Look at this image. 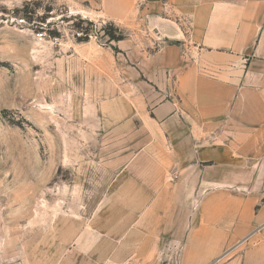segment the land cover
<instances>
[{
  "label": "crops",
  "instance_id": "1",
  "mask_svg": "<svg viewBox=\"0 0 264 264\" xmlns=\"http://www.w3.org/2000/svg\"><path fill=\"white\" fill-rule=\"evenodd\" d=\"M138 1L154 49L132 93L99 108L146 136L111 192L136 216L135 257L264 264V0Z\"/></svg>",
  "mask_w": 264,
  "mask_h": 264
},
{
  "label": "rangeland",
  "instance_id": "2",
  "mask_svg": "<svg viewBox=\"0 0 264 264\" xmlns=\"http://www.w3.org/2000/svg\"><path fill=\"white\" fill-rule=\"evenodd\" d=\"M143 7L0 0V264H141L111 192L146 136L99 108L132 93L154 49Z\"/></svg>",
  "mask_w": 264,
  "mask_h": 264
},
{
  "label": "trees",
  "instance_id": "3",
  "mask_svg": "<svg viewBox=\"0 0 264 264\" xmlns=\"http://www.w3.org/2000/svg\"><path fill=\"white\" fill-rule=\"evenodd\" d=\"M110 40H112L114 42H119V41L123 40V36L122 35H119L118 37L111 36Z\"/></svg>",
  "mask_w": 264,
  "mask_h": 264
}]
</instances>
